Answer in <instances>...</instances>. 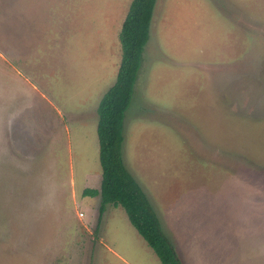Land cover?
Listing matches in <instances>:
<instances>
[{
	"label": "rangeland",
	"instance_id": "374dc122",
	"mask_svg": "<svg viewBox=\"0 0 264 264\" xmlns=\"http://www.w3.org/2000/svg\"><path fill=\"white\" fill-rule=\"evenodd\" d=\"M129 2L0 0V264H161L82 194ZM123 135L182 264H264V0H156Z\"/></svg>",
	"mask_w": 264,
	"mask_h": 264
},
{
	"label": "trees",
	"instance_id": "16d2710c",
	"mask_svg": "<svg viewBox=\"0 0 264 264\" xmlns=\"http://www.w3.org/2000/svg\"><path fill=\"white\" fill-rule=\"evenodd\" d=\"M155 2L130 0L122 20L118 32L121 54L116 78L96 107L100 185L99 188L86 187L82 194L99 197L98 222L106 205H119L161 264H182L145 193L126 169L122 156L125 113L132 102Z\"/></svg>",
	"mask_w": 264,
	"mask_h": 264
}]
</instances>
